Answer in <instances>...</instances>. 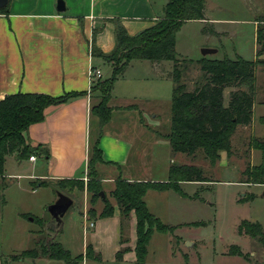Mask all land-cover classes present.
<instances>
[{
  "label": "rangeland",
  "instance_id": "obj_1",
  "mask_svg": "<svg viewBox=\"0 0 264 264\" xmlns=\"http://www.w3.org/2000/svg\"><path fill=\"white\" fill-rule=\"evenodd\" d=\"M204 1L207 15L215 18L214 24L192 22L179 30L178 57L198 59L203 55L202 49L209 47L218 50L217 53L209 56L213 59H222L226 56L234 59L236 52L241 53L246 59H253L256 48L254 22L264 15V0ZM211 26L226 32L213 34L210 30ZM184 66H187L185 80L189 89H193L195 81L201 74L199 65L186 63ZM102 70V78L111 76L112 72L106 66ZM130 75L152 78L144 68L133 70ZM125 82L123 79L118 81L117 94L122 90ZM143 83L144 81L135 82L137 85L132 91H143L145 88L140 86ZM162 85L157 94L159 100L156 102L127 103L147 108L149 112L147 111L146 116L158 131L169 129L172 117L174 83L172 80H165ZM117 102L124 104L125 101L117 99ZM156 114L158 117H154ZM113 115H116L119 125L133 118L124 110L116 112L113 110ZM100 126V120L93 118L91 130L95 139L101 132ZM250 128L243 125L237 127L231 135L232 155L228 156V162L220 160L216 164H212L202 150L189 155L175 152L169 145L167 153L166 147H156L152 145V140L148 143L152 153L149 154L150 171H145V174L140 172V176L167 181L169 174L164 170V166L196 164L203 169L204 176L209 177L211 181L203 185L196 183L183 187L180 184L182 194L194 192L197 196V200L191 201L183 199L180 201V192L176 190L150 191L146 201L147 206L149 205V210L168 225L169 229L166 232L154 231L148 246L146 264H238L241 263L240 259L243 256L230 253L231 247L235 244L241 247L245 256L250 255L249 261L243 257L247 263L261 259L264 261V245L254 237L240 234L238 230L244 219L259 221L264 226V184L247 185L244 182L243 170L247 162L251 160L253 164H259L262 160V154L259 153L249 156L248 159L251 152L248 142ZM144 137L146 136L143 134L139 138L143 142L141 145L146 144L147 137ZM225 152L222 151L224 154ZM7 158H9L8 167L11 168L13 155ZM145 160L147 161L146 156ZM39 162H43V158H39ZM22 164L21 171H24L25 166H31L27 161H23ZM97 167L100 179L109 174L111 168H116L105 163L98 164ZM87 174L88 171L84 176L85 183L90 178ZM72 184L65 188L64 193L71 196L74 203L61 221H58L49 210L58 198V191L52 183L35 185L34 188L31 186L28 190L21 191L14 186L9 191L10 196H6L7 203H4L0 194L1 264H134V254L128 255L123 260L116 258L122 235L118 205L115 203V212L112 216L93 218L89 213L90 208L93 207L90 203V194L86 189L81 190L78 186H74V183ZM103 190L105 196L111 202H115L109 188L104 185ZM103 205V199L99 197L95 208L100 211ZM90 221L95 222V225L90 226ZM131 227L129 222L123 235L124 239L130 238V241L124 243L121 248L135 245L137 234ZM50 240H57L70 250L74 262L68 263L62 259H50L44 256L12 258L23 250L35 247L39 242ZM88 244H92L94 256H87ZM80 255L84 256L83 260L79 258Z\"/></svg>",
  "mask_w": 264,
  "mask_h": 264
},
{
  "label": "crops",
  "instance_id": "obj_2",
  "mask_svg": "<svg viewBox=\"0 0 264 264\" xmlns=\"http://www.w3.org/2000/svg\"><path fill=\"white\" fill-rule=\"evenodd\" d=\"M64 1L66 10L59 11L57 9L58 0H10L7 11L0 13V100L8 94L17 92L45 93L53 96L68 92H83L65 103L49 106L46 109L45 119L29 127L27 133L29 142L32 145L43 144L48 148L50 155H35V159L23 160L13 156L11 168L8 167L9 158L6 159L4 174L0 176V194L3 196L4 203L8 202L6 196H10L9 191L14 186L21 191L28 190L31 186L34 188L35 182L38 181L37 185L42 186L40 185L41 180L54 182L63 178L85 179L89 160L91 108L97 94V91H93L90 69L93 66L101 70L106 66L110 72L113 69L111 63L93 55V47L95 45L105 53L111 52L116 46L114 19L120 18L128 33L134 35L152 26L157 19L162 17L168 2V0ZM206 17L205 20H189L183 24L181 29L192 22L214 24L215 18L209 17L207 13ZM254 24L256 48L253 59L247 60L257 58L256 20ZM211 27L213 34L226 32L214 26ZM176 50L180 54L178 42H176ZM235 56L243 57L239 52H236ZM203 57L205 56L202 55L201 58ZM260 58L264 59V54ZM139 68L146 69L148 76L152 78L130 75L133 70ZM172 69L173 62L170 60L153 62L148 59H134L126 68L125 74L119 77L114 84L109 105L115 112L124 110L133 118L119 125L116 115H113L111 121L105 126L100 140L105 164L116 167L111 168L109 174L102 179L105 187H108L111 192L119 177L130 181H162L155 178L148 179V177L140 176L139 173L145 174V171H150L149 154L152 153H150L148 143L151 140L152 145L156 147H166L168 153V146L171 144L166 135L171 127L165 131H158V128L152 125L146 116L149 112L147 108L127 103L132 101L151 103L159 100L157 94L163 87L162 83L165 80L173 81L170 76ZM261 76L263 79L260 80ZM120 79L126 82L117 94L116 84ZM139 81H144L140 86L145 89L138 92L132 91L137 85L135 82ZM230 91L228 88L225 90L226 103L229 102ZM117 99L124 100V104H119ZM248 126L251 127L248 142L252 136L264 139V65H260L257 71L254 115L252 123ZM143 134L147 137L145 145H141L143 142L139 140ZM249 153L251 156L261 154V151L251 149ZM39 158H43V162H39ZM228 158L227 152L225 154L221 152V160L228 162ZM23 161L31 163V166H25L24 171H21ZM172 165L164 166L169 177ZM9 169L11 171H8ZM196 183L203 185L208 182L185 181L181 183V187ZM247 185L262 184L247 183ZM150 191L145 196L146 201ZM166 191L169 189L158 192ZM179 196L180 201L181 199L197 200L194 192L180 193ZM131 217L130 224L136 231L135 212H132ZM190 242L194 241L190 240ZM122 245L124 244L120 241L119 247L121 248ZM130 246L133 250L125 253L124 259L134 254L133 260L135 261V245ZM240 260L241 263L238 264H247L243 257ZM251 262L264 264L262 259Z\"/></svg>",
  "mask_w": 264,
  "mask_h": 264
},
{
  "label": "trees",
  "instance_id": "obj_3",
  "mask_svg": "<svg viewBox=\"0 0 264 264\" xmlns=\"http://www.w3.org/2000/svg\"><path fill=\"white\" fill-rule=\"evenodd\" d=\"M8 5L0 9L6 12ZM206 8L204 0H168L164 15L156 22L130 35L120 18L114 19L116 24V46L105 53L95 45L93 55L103 58L113 66L109 78H100L93 84V91H97L91 108V126L93 118L100 120V133L95 139L90 135L87 183L83 178H63L54 182L40 181V185L52 183L57 191L65 192V188L74 183L81 190L86 189L90 194V203L93 207L89 213L93 218L110 217L115 212V203L121 214V243H127L130 238L124 239V230L128 227L132 212L136 214V260L134 264H146L148 246L155 230L166 232L169 226L164 224L148 208L145 196L149 190L164 191L174 189L181 191L180 184L185 181L209 182L211 179L204 176L203 169L196 164H173L170 177L167 181L134 180L117 178L111 196H102L104 182L98 175V164L106 163L100 140L105 126L113 117V108L109 105L112 90L116 80L124 74L130 62L134 59H148L153 62L170 60L173 62L171 78L174 82L172 99L171 128L166 135L172 150L194 155L198 150L204 152L205 157L212 164L221 160V152L232 155L231 135L239 126H248L252 123L254 104L257 94V71L264 65V15L257 21V58L247 60L241 56L222 59H213L207 56L194 60L179 58L176 50L177 33L183 24L189 20H205ZM212 31V27L210 28ZM188 64H197L200 76L189 89L185 80ZM230 91L229 102H225V90ZM83 92H68L60 96L45 93L17 92L6 95L0 100V176L4 174L5 162L9 155L19 160L28 159L32 155L48 156L49 150L43 144L32 145L27 137L29 127L41 122L46 117V109L52 105L65 103ZM249 149H259L262 160L253 164L249 160L243 170L244 182L264 184V139L252 136ZM250 154L248 155L249 159ZM90 169V170H89ZM81 180V181H79ZM39 184L35 182V185ZM73 185V184H72ZM105 193V192H104ZM103 199L100 211L95 208L97 199ZM34 219H36L34 217ZM240 234L258 239L264 245V226L259 221L244 219L238 227ZM132 248L126 246L116 253L118 260L124 259V254ZM233 255H241L247 261L250 255H244L237 244L230 249ZM87 256H94L92 244L87 245ZM44 256L50 259H62L73 263L70 250L57 240L39 242L35 247L23 250L12 256L13 259L26 257L36 258ZM82 260L83 255H80ZM247 264H253L249 262Z\"/></svg>",
  "mask_w": 264,
  "mask_h": 264
},
{
  "label": "water",
  "instance_id": "obj_4",
  "mask_svg": "<svg viewBox=\"0 0 264 264\" xmlns=\"http://www.w3.org/2000/svg\"><path fill=\"white\" fill-rule=\"evenodd\" d=\"M10 0H0V9L5 8L9 4ZM57 9L59 11L66 10V4L64 0H58L57 2ZM216 48H203L202 54L204 56L209 54L217 53ZM101 195L104 197V191H101ZM74 200L71 196L67 195L64 192L58 191V198L57 200L49 207L51 214L58 220L61 221L63 216L69 210V208L73 205Z\"/></svg>",
  "mask_w": 264,
  "mask_h": 264
},
{
  "label": "built area",
  "instance_id": "obj_5",
  "mask_svg": "<svg viewBox=\"0 0 264 264\" xmlns=\"http://www.w3.org/2000/svg\"><path fill=\"white\" fill-rule=\"evenodd\" d=\"M90 75H91V81L94 84L98 79L102 78L103 73L102 70L99 67H91L90 69ZM35 155H32L30 159H35ZM95 222L90 221V226H94Z\"/></svg>",
  "mask_w": 264,
  "mask_h": 264
}]
</instances>
